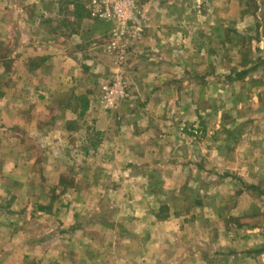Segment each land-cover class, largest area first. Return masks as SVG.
Returning <instances> with one entry per match:
<instances>
[{"label": "crops", "instance_id": "1", "mask_svg": "<svg viewBox=\"0 0 264 264\" xmlns=\"http://www.w3.org/2000/svg\"><path fill=\"white\" fill-rule=\"evenodd\" d=\"M241 2L143 1L121 66L104 46L111 23L92 20L57 40L41 26L56 0H0V264L157 257L159 208L210 160L208 140L168 143L182 124L206 137L229 127L224 86L208 73L215 65L219 78L236 39L264 20V0H253L248 17ZM85 72L122 77L127 96L107 105L106 81L95 87Z\"/></svg>", "mask_w": 264, "mask_h": 264}, {"label": "rangeland", "instance_id": "2", "mask_svg": "<svg viewBox=\"0 0 264 264\" xmlns=\"http://www.w3.org/2000/svg\"><path fill=\"white\" fill-rule=\"evenodd\" d=\"M143 1L134 0L136 10L127 35L144 19ZM85 4V0H56L41 26L54 39L75 38L93 20L86 15ZM241 4L243 17L253 14V0H242ZM106 23L113 26L104 45L109 54L107 45L115 26ZM255 25L251 35L236 39L239 49L227 51V68L219 78L212 77L216 66L209 65V78L222 83L225 89L221 94L224 106L220 107L226 113L221 127L224 122L229 127H223L222 136L213 133L206 137L197 125L182 124V136L168 143L178 149L189 138L208 140L209 162L188 171L189 180L182 185L181 196L169 194L158 210L156 218L164 225L172 223L181 229L163 228L161 247L157 257L152 258L155 262L145 254L150 263L132 260L130 264H264V20H257ZM79 49H83L80 44ZM214 63L218 64L217 59ZM84 74V79L97 87L98 78L106 81L101 92L103 85L111 83L103 73ZM172 188L170 185L169 190ZM143 250L136 248L133 253L138 256Z\"/></svg>", "mask_w": 264, "mask_h": 264}, {"label": "built area", "instance_id": "3", "mask_svg": "<svg viewBox=\"0 0 264 264\" xmlns=\"http://www.w3.org/2000/svg\"><path fill=\"white\" fill-rule=\"evenodd\" d=\"M85 2L91 19L114 24L115 29L111 33L107 52L114 57L117 65L124 63L128 51L126 35L136 10L134 0H85ZM122 84V77L116 76L110 85L104 87L107 105H112L127 96Z\"/></svg>", "mask_w": 264, "mask_h": 264}, {"label": "trees", "instance_id": "4", "mask_svg": "<svg viewBox=\"0 0 264 264\" xmlns=\"http://www.w3.org/2000/svg\"><path fill=\"white\" fill-rule=\"evenodd\" d=\"M84 105V102H82V106ZM82 112H83V110H82Z\"/></svg>", "mask_w": 264, "mask_h": 264}]
</instances>
